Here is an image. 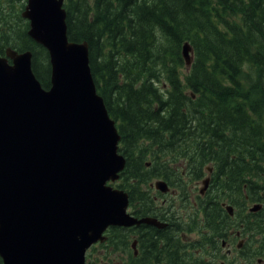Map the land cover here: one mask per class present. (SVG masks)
Wrapping results in <instances>:
<instances>
[{"label": "trees", "instance_id": "16d2710c", "mask_svg": "<svg viewBox=\"0 0 264 264\" xmlns=\"http://www.w3.org/2000/svg\"><path fill=\"white\" fill-rule=\"evenodd\" d=\"M24 6L0 0V54L8 46L31 50L34 72L48 87L49 54L29 36ZM64 6L69 39L88 41L98 92L119 122L127 164L118 186L133 200L148 162L157 176L178 159L199 175L211 164L212 229L222 234L245 213V235L257 243L258 231L264 242V207L248 211V204L264 201V0H66ZM186 42L194 51L190 68ZM222 201L234 206L233 216H221ZM127 242L128 228L113 227L101 247L121 252Z\"/></svg>", "mask_w": 264, "mask_h": 264}, {"label": "water", "instance_id": "95a60500", "mask_svg": "<svg viewBox=\"0 0 264 264\" xmlns=\"http://www.w3.org/2000/svg\"><path fill=\"white\" fill-rule=\"evenodd\" d=\"M64 3L27 0L22 11L29 36L49 53L50 89L33 71L31 50L0 55L2 264H86L87 249L110 226L151 222L128 212L127 192L106 184L126 159L97 93L88 41L69 39ZM183 56L190 65L188 42Z\"/></svg>", "mask_w": 264, "mask_h": 264}, {"label": "flooded vegetation", "instance_id": "af4514ba", "mask_svg": "<svg viewBox=\"0 0 264 264\" xmlns=\"http://www.w3.org/2000/svg\"><path fill=\"white\" fill-rule=\"evenodd\" d=\"M188 161H178L175 173L166 175L157 176L154 170L146 169L142 193L133 200L130 196L129 212L137 219L148 218L151 222L128 226L129 247L107 254L101 249L90 252L87 264H115V260L125 264H234L235 259L242 264H264L261 233L257 231V243L247 238L245 213L233 228L226 224L222 234L212 229L208 206L216 201L211 200L215 191L214 169L203 165L199 175L190 170ZM181 164L186 169L182 170ZM159 181L165 185L159 186ZM219 208L224 216L227 210L224 201ZM259 226L257 223V229Z\"/></svg>", "mask_w": 264, "mask_h": 264}, {"label": "rangeland", "instance_id": "374dc122", "mask_svg": "<svg viewBox=\"0 0 264 264\" xmlns=\"http://www.w3.org/2000/svg\"><path fill=\"white\" fill-rule=\"evenodd\" d=\"M24 3L26 4V3H27V0H24ZM114 263H115V264H116V263H120V260H119V261L115 260ZM120 264H121V263H120ZM234 264H242V262H241L240 259H235V260H234ZM245 264H247V263H245Z\"/></svg>", "mask_w": 264, "mask_h": 264}, {"label": "bare ground", "instance_id": "6f19581e", "mask_svg": "<svg viewBox=\"0 0 264 264\" xmlns=\"http://www.w3.org/2000/svg\"><path fill=\"white\" fill-rule=\"evenodd\" d=\"M24 19H26L27 21H29V19H27V18H24ZM264 202V201H263ZM227 202H225V204H226ZM227 204H229V205H232V204H230V203H227ZM221 217V216H220Z\"/></svg>", "mask_w": 264, "mask_h": 264}]
</instances>
